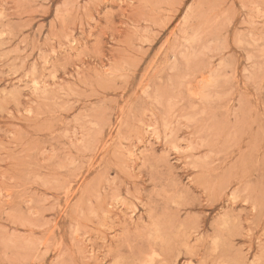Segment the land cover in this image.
<instances>
[{
  "label": "rangeland",
  "instance_id": "374dc122",
  "mask_svg": "<svg viewBox=\"0 0 264 264\" xmlns=\"http://www.w3.org/2000/svg\"><path fill=\"white\" fill-rule=\"evenodd\" d=\"M0 264H264V0H0Z\"/></svg>",
  "mask_w": 264,
  "mask_h": 264
},
{
  "label": "bare ground",
  "instance_id": "6f19581e",
  "mask_svg": "<svg viewBox=\"0 0 264 264\" xmlns=\"http://www.w3.org/2000/svg\"><path fill=\"white\" fill-rule=\"evenodd\" d=\"M205 77H206V75H205ZM36 84V83H35Z\"/></svg>",
  "mask_w": 264,
  "mask_h": 264
}]
</instances>
